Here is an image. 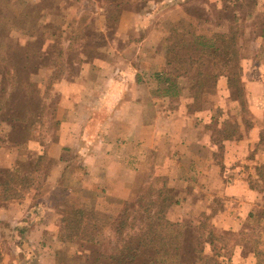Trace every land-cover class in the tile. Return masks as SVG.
<instances>
[{"label":"rangeland","instance_id":"374dc122","mask_svg":"<svg viewBox=\"0 0 264 264\" xmlns=\"http://www.w3.org/2000/svg\"><path fill=\"white\" fill-rule=\"evenodd\" d=\"M56 1L58 5H54L53 0H0V88L2 89L0 100L10 99L6 102L5 108L0 110V121L10 119L19 121L16 119L18 115L27 118L25 122L19 121L24 125L17 133L18 139L22 140V146L28 139L38 140L44 144L56 137L60 120L59 108L66 107V101L57 90L58 84L62 83V78L80 76L82 71H86L84 67L86 63L89 64L87 70L95 72L99 67V64L95 63L105 61L107 70L109 69L113 78L112 82L116 81L118 86L123 85L124 78L127 79L125 86H131L130 79L136 78L138 82L151 86L153 92L155 89L153 75L157 73L172 78L180 75L178 80L186 81L184 84L189 85L192 74L198 69L197 65L168 63L164 50L169 43L168 38L176 39L183 33L191 39L195 34L217 38L218 35L235 31L239 49L238 63L241 67L239 75L244 95L239 97L237 90L229 87L225 64L220 59L214 60V63L209 64L210 68L214 72L222 70V74L214 87L204 89L201 104L203 109L200 111L213 110L215 116L221 113L214 122L222 127L216 125L214 128L217 129L218 139L233 134L239 124L250 125L252 115L248 100L246 78L249 75L246 65L247 60L250 59L261 61L259 57L264 53L262 0H240V7L236 9L235 14L224 12V0ZM39 6L50 8L42 12L39 19L30 21L25 11L31 12L34 8L38 10ZM124 12L137 13L138 18H126L122 21L121 15ZM103 13L107 14L106 18L103 17ZM107 44L115 50L106 52ZM196 53L189 48L186 55L197 56ZM8 60L12 63L19 62V67L25 65L23 70L20 68L19 77L12 79ZM127 61H132L131 70L125 65ZM261 64L263 63H258L259 66H262ZM132 65L137 69L132 70ZM258 70L261 74V67H258ZM193 98L194 93L185 90L178 98H172L170 107L188 109V103L192 102ZM99 114L101 117V112ZM225 127L227 128L224 129ZM261 144L263 147L256 148L255 157L259 154V148L264 151V132ZM67 152L70 165L66 172V183L79 188L80 183L86 178L84 175L86 166L84 162L79 161V155L74 154L73 150ZM31 155L34 156L27 158L25 156L22 159L16 171L0 169V183L7 182L19 194L26 192L27 188L29 191L33 189L35 192L33 204L48 203L40 210L34 211L37 217L46 216L47 212L44 209H47V206H55L53 214L48 215L50 222L47 225L50 229H47L42 241L38 243L30 238L31 234L27 233L26 228L7 222L0 237L2 252L0 264H81L86 261L84 254L87 253V248H93L96 244L78 239L62 241V236L65 234L63 210L66 208L64 203L67 199L71 203L73 201L89 203L91 193L83 191L78 197L77 194L72 196L64 193L65 196L63 195L58 201L51 203L43 201L44 191L49 189L54 162L46 155L38 156L37 153ZM42 156L43 158L39 160ZM255 157V161L263 158L262 155L259 159ZM252 167L255 175L253 186L264 187V163H255ZM25 175L27 186L22 188V181L17 178ZM146 177L142 180V188L130 201H118L106 197L110 201L106 203L101 199L102 205L110 210V213L97 214L102 223L107 225L108 222L104 219L116 216L126 205L137 201L142 190L147 189L145 192L153 190L152 199L161 196L162 201L170 203L168 218L172 222L186 224L196 233L200 228L202 229L205 253L214 254L212 248L204 243L212 236L215 250L221 253L219 259L222 264H264V196L262 198L254 196V200L247 205H239L240 218L248 214L250 207L259 205L261 207L250 212V216L243 220L242 229L235 232L216 225L218 222L216 212L224 209L227 204L224 197L218 196L210 204L206 202V205L204 202H198L204 192L197 191L194 194L191 193L192 189L186 187L184 190L191 193L194 202L190 203L192 201L190 199L188 203L181 205L180 210H177L174 201L182 190L179 188L182 184L178 181L165 180L162 176L158 179L153 174ZM166 182L171 183V186L167 187ZM0 195H3L1 187ZM4 201L0 199V203ZM233 206L236 208L238 205ZM29 215L33 216V214ZM100 225L102 235L98 238L99 244L96 246L108 255L119 248L121 242L108 225ZM201 225L203 226L200 227ZM140 229L141 226H138L135 232L140 233ZM253 251L259 254L256 260L251 255ZM107 262L109 261H102L100 264Z\"/></svg>","mask_w":264,"mask_h":264},{"label":"crops","instance_id":"0c3cea01","mask_svg":"<svg viewBox=\"0 0 264 264\" xmlns=\"http://www.w3.org/2000/svg\"><path fill=\"white\" fill-rule=\"evenodd\" d=\"M103 17L106 18L107 14L103 13ZM133 17L138 18V14L124 12L121 15L122 21ZM108 50L114 51L115 48L107 44L105 51ZM259 58L261 61L247 60L246 65L251 123L239 124L238 130L221 139H218L217 129H214L216 125L222 128L214 123L221 113L215 116L213 110L192 112L181 107L171 108L172 98L160 95L153 98L152 87L147 83L133 78L130 79L131 86L127 87V79L124 78L123 85L118 86L116 81L112 82L105 61L95 63L99 64L95 72H89V64L86 63V71H82L80 76L62 78V83L58 84L57 90L66 101V107L59 108L60 120L55 138L44 144L28 139L22 146L17 133L23 123L15 119L0 121V169L13 172L25 156H34L31 155L34 153L46 155L53 160L54 166L43 201L51 203L58 201L64 193L77 194L78 197L83 191H88L91 193L88 204L93 209L108 213L110 210L102 205L101 199L106 203L110 202L106 197L130 201L142 188L146 175L153 174L158 179L162 176L165 180L182 184L179 187L182 190L174 201L177 210L190 199L193 203L191 193L197 191L204 192L198 202L206 205L218 196L224 197L227 204L216 212V225L239 232L250 212L261 207H250L248 214L240 218L239 205H247L254 200V196H264V187L253 186L255 175L252 172L253 164L264 163L262 148H259L256 157L254 155L257 147H263L264 132V53ZM260 62L262 66L258 65ZM131 63L127 61L125 64L130 70ZM258 67H261V74ZM136 69L132 65V70ZM70 149L86 166V178L79 188L72 187L65 179L70 165L67 152ZM254 157H261L262 160L255 161ZM166 185L170 187L171 183L166 182ZM186 187L193 192L185 191ZM34 198L32 189L22 198L0 203V237L6 223L12 222L26 228L33 241H42L47 229H50L48 215L53 214L55 206H47L44 209L46 216L37 217L34 211L48 203L35 205L32 203ZM233 205L238 206L235 208ZM251 255L258 259L257 251Z\"/></svg>","mask_w":264,"mask_h":264},{"label":"trees","instance_id":"16d2710c","mask_svg":"<svg viewBox=\"0 0 264 264\" xmlns=\"http://www.w3.org/2000/svg\"><path fill=\"white\" fill-rule=\"evenodd\" d=\"M239 1L224 0V12L235 14L236 9L240 7ZM56 2V0H53L54 5H58ZM49 8L39 6L38 10L35 8L31 12L26 10L25 13H28L26 17L30 21L39 19L42 12L49 10ZM167 40L169 43L164 50L168 57V63H191L197 65L198 69L192 74L191 82L188 83L187 81L189 85L184 84L186 81L178 80L180 75L172 78L171 76L167 77L166 74H154V94L174 99L183 94L185 90H188L194 93L193 101L188 103V109L194 112L200 111L203 109L201 104L204 98V89L214 87L222 74V70L212 71L209 64L220 59L227 69L229 87L236 89L239 97H243L244 90L239 75L241 67L238 63L239 49L235 31L232 30L228 34L218 35L217 38L195 34L191 39H188L183 33L176 39L170 37ZM189 48L197 52V56H187L186 52ZM19 64V62L12 63L8 60L12 79L19 77L21 74L20 68L23 70V66L25 67L23 64L19 67ZM203 67H206V69ZM11 96L12 94H10ZM8 101H10L9 98L4 101L0 100V110L5 108ZM16 119L22 122L27 121L25 116L18 115ZM42 158L43 156L39 157V160ZM20 164L21 161L18 165L20 166ZM17 180L22 181V188L27 186L26 175L18 177ZM0 187L3 193V195H0V199L5 201L22 197V195L29 192V188H27L26 192L19 194L7 182L0 183ZM145 190H142L137 201L126 205L119 214L104 219L108 222L109 228L118 235L121 242L120 247L108 255L102 252L99 246H96L99 244L98 238L102 235L100 224L105 225L97 216L101 211L93 209L86 202L79 201L75 203L73 201L71 203L67 199L64 203L66 208L63 210L62 221L65 223V234L62 236V241L78 239L79 241L96 244L93 248H87V253L84 254L86 261L81 262V264L87 262L88 264H100L106 260L109 261L106 264H222L219 259L221 253L215 250L212 236L208 237L204 243L212 248L214 254H207L202 242L204 236L202 229L200 228V231L196 233L186 224L172 222L168 218L170 203L162 201L161 196L152 199L153 190L148 192H145ZM138 226H141L140 233L135 232ZM1 260L0 247V262Z\"/></svg>","mask_w":264,"mask_h":264}]
</instances>
